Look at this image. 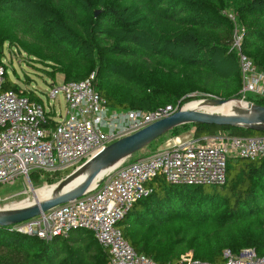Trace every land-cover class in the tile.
<instances>
[{
    "label": "trees",
    "instance_id": "16d2710c",
    "mask_svg": "<svg viewBox=\"0 0 264 264\" xmlns=\"http://www.w3.org/2000/svg\"><path fill=\"white\" fill-rule=\"evenodd\" d=\"M237 25L243 52L264 71V0H0V65L8 45L47 64L52 78L59 72L66 82L78 81L95 72L97 91L119 111L177 105L194 99L188 96L193 92L242 98L239 51L233 48ZM9 78L7 72L0 92L21 89ZM24 95L41 102L33 91ZM249 99L264 105L261 97ZM189 127L196 137L264 134L205 123L170 132ZM45 174L31 172V181L39 183ZM151 186L153 193L119 223L139 253L161 264L188 252L221 263L227 248L264 255V158H231L224 185H176L159 176ZM86 231L84 238L44 241L0 227V264H108L109 252Z\"/></svg>",
    "mask_w": 264,
    "mask_h": 264
},
{
    "label": "built area",
    "instance_id": "2783aa9c",
    "mask_svg": "<svg viewBox=\"0 0 264 264\" xmlns=\"http://www.w3.org/2000/svg\"><path fill=\"white\" fill-rule=\"evenodd\" d=\"M231 18L235 20V16ZM242 42L243 28L237 25L233 48L239 51L240 92L264 99V71L243 52ZM7 72L4 61L0 65V90ZM95 77L93 72L87 79L63 81L52 87V101L60 93L64 96V113L30 99L24 89L0 92V183L20 176L29 178L37 170L52 175L76 167L116 140L180 109V103L151 111L112 109L97 91ZM51 120L53 126H49ZM232 156L264 158V136L189 138L144 160L119 164L81 197L14 224L10 230L45 241L69 237L73 230H90L109 252L108 264H161L136 251L119 223L138 200L153 193L151 182L159 176L176 185H224ZM223 256V262L209 263L184 254L179 261L167 264H264V255L254 248H244L236 255L227 249Z\"/></svg>",
    "mask_w": 264,
    "mask_h": 264
},
{
    "label": "water",
    "instance_id": "95a60500",
    "mask_svg": "<svg viewBox=\"0 0 264 264\" xmlns=\"http://www.w3.org/2000/svg\"><path fill=\"white\" fill-rule=\"evenodd\" d=\"M211 100H214L217 104H226L232 100L241 99L218 98ZM247 104L248 105L241 112L232 114H216L181 108L165 118H162L130 135L124 136L98 152L80 167L84 170L88 169V173L78 184L71 186L68 189L66 188L62 191H58L54 195L36 201L29 206L21 207L12 211L0 212V227L7 228L10 225L30 220L57 205L81 197L84 193L93 188L92 185L94 183L96 185L101 181L103 174L110 167L116 164H121L136 152L141 151L153 141L182 124H216L264 132V105L249 102H247ZM74 172L65 179L71 177Z\"/></svg>",
    "mask_w": 264,
    "mask_h": 264
},
{
    "label": "rangeland",
    "instance_id": "374dc122",
    "mask_svg": "<svg viewBox=\"0 0 264 264\" xmlns=\"http://www.w3.org/2000/svg\"><path fill=\"white\" fill-rule=\"evenodd\" d=\"M231 15L235 16L234 14H230L229 16L231 17ZM20 35H22L26 40L30 41L31 43H36L39 45L44 44L43 42L35 39L34 37H32L30 35H27V34L25 35L23 32L20 33ZM3 59H4L6 65L8 67V72H9V77H10L9 80L11 82L17 83L21 87V89L35 92L37 94V96H39L41 98V102L44 103L46 108H49L50 106H54L53 109H55L57 111L60 110L63 113L65 112L66 103H65V99H64V96L62 93L59 94L58 98L55 101H52V99L49 97V94L51 92L52 87L54 85H60L64 81V79H65L64 74L57 72L55 77L52 78L51 76H49L48 72L45 71V68L48 70H51V68L48 67L47 64H45L41 61H38V60H33L32 58L27 56V53L20 51V48L17 46L6 45L5 49H4ZM251 95L252 94H243L244 98L242 97L239 99L244 100V101L249 102V103H254L252 100L249 99V96H251ZM188 96H190V97L192 96V97H194V99H190L189 101H185L182 98L181 100H179L178 102L180 103V106H179L180 109L186 107L187 104L191 101L222 98L221 96H218V95L198 94V92H193V93L189 94ZM219 134L225 135L227 133L219 132V133H216L214 135H219ZM229 135H232V134H229ZM233 136H239V135H233ZM261 136H264V134L263 135H255L252 137H261ZM242 137H248V136H242ZM189 138H199V137L194 136V128L193 127H189L187 130H184L178 134H174V133L169 131L162 138L158 139L157 141L152 143L150 146L145 147L141 151L136 152L135 154H133L132 156H130L129 158L124 160L121 164L123 165V164H128V163H131L134 161L144 160L146 158H149V157L157 154L160 151L171 148L174 144L186 141ZM231 158H236V156H232ZM229 160H228V162H229ZM85 162L86 161L82 162L80 165H78L76 167H70V168L59 171V172L52 174V175L51 174H45L44 177L42 176L43 177L42 181L39 183H33L31 181L30 175H29V178H27L25 176H20L14 180H11L10 182L0 183V210H1V208L2 209L11 208L10 206H7V205H10V204L15 203V202L17 203V202H21L24 200H33L34 199V193L31 191L33 189L36 190L38 194H46L47 190L50 187L54 186V184L55 185H57V183L59 184V182L63 181L66 177H68L77 168H80ZM227 171H228V167H227ZM67 173H69V174H67ZM108 174H109V172L107 171V173L104 174L103 177H105ZM47 176L52 177V178L51 179L45 178ZM103 177H102V179H103ZM43 185H48V186L41 188V186H43ZM207 186H210L208 188H211V186H213V185H207ZM12 227H13V225L9 226L10 229ZM86 232L87 231L85 230L84 232L79 233L78 230H75V231H72L71 234L72 235H80L81 238H84V237H86ZM227 249H224V251ZM185 254H191L193 256L192 252H188ZM234 254L236 255L238 253H234ZM193 258H194V256H193ZM194 259H196V258H194ZM200 261H202V260H200ZM203 262H208V261H203ZM209 263H213V262H209Z\"/></svg>",
    "mask_w": 264,
    "mask_h": 264
},
{
    "label": "bare ground",
    "instance_id": "6f19581e",
    "mask_svg": "<svg viewBox=\"0 0 264 264\" xmlns=\"http://www.w3.org/2000/svg\"><path fill=\"white\" fill-rule=\"evenodd\" d=\"M247 102H245L244 100H232L226 104H217L214 100L211 99H203V100H195L192 102H189L187 104L186 107H184L185 109H193V110H199V111H206V112H210V113H216V114H232V113H237V112H241L246 106H247ZM119 164H116L112 167H110L107 171H111L113 170L116 166H118ZM107 171H105L104 174L107 173ZM88 173V169L84 170L82 168H78L74 174L65 179L64 181L60 182L59 184L50 187L46 194H38L36 190H31L34 193V199L33 200H24L21 202H15L12 203L10 205L11 208H4L0 210V212H7V211H12L21 207H26L29 206L31 204H33L36 201H40L43 200L47 197H50L52 195H54L56 192L58 191H62L63 189H68L71 186H74L76 184H78L80 181H82L84 179V177L87 175ZM103 174V175H104ZM95 183L92 185L94 187ZM48 186V185H43L41 186V188Z\"/></svg>",
    "mask_w": 264,
    "mask_h": 264
}]
</instances>
